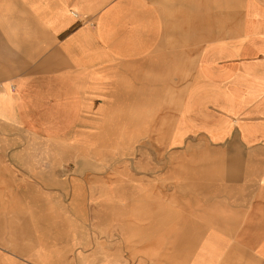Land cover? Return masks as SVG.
<instances>
[{
	"label": "crops",
	"instance_id": "obj_1",
	"mask_svg": "<svg viewBox=\"0 0 264 264\" xmlns=\"http://www.w3.org/2000/svg\"><path fill=\"white\" fill-rule=\"evenodd\" d=\"M24 134L180 147L160 153L176 212L145 200L144 236H195L183 264H264V0H0V158ZM19 251L6 264H54Z\"/></svg>",
	"mask_w": 264,
	"mask_h": 264
},
{
	"label": "rangeland",
	"instance_id": "obj_2",
	"mask_svg": "<svg viewBox=\"0 0 264 264\" xmlns=\"http://www.w3.org/2000/svg\"><path fill=\"white\" fill-rule=\"evenodd\" d=\"M24 135L18 160L0 158V264L20 249L38 251L40 263L51 256L54 264H183L195 236H144L161 227L145 222V200L176 212L175 178L160 172L175 161H160V153L180 147Z\"/></svg>",
	"mask_w": 264,
	"mask_h": 264
}]
</instances>
